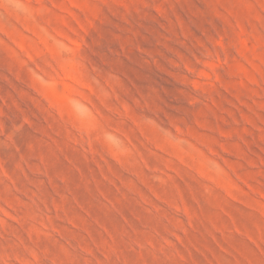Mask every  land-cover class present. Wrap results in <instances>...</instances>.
<instances>
[{
    "label": "rangeland",
    "instance_id": "374dc122",
    "mask_svg": "<svg viewBox=\"0 0 264 264\" xmlns=\"http://www.w3.org/2000/svg\"><path fill=\"white\" fill-rule=\"evenodd\" d=\"M0 264H264V0H0Z\"/></svg>",
    "mask_w": 264,
    "mask_h": 264
}]
</instances>
